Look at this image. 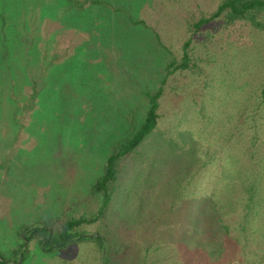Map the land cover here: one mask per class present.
<instances>
[{
	"label": "rangeland",
	"instance_id": "obj_1",
	"mask_svg": "<svg viewBox=\"0 0 264 264\" xmlns=\"http://www.w3.org/2000/svg\"><path fill=\"white\" fill-rule=\"evenodd\" d=\"M106 1L0 0V254L25 241L12 264H264V209L249 194L222 217L228 234H215L221 215L197 228L193 205L232 154L264 176V28L222 16L196 29L222 0ZM160 89L157 128L123 163L106 216L81 228L109 245L26 241L24 226L55 234L97 214L112 147Z\"/></svg>",
	"mask_w": 264,
	"mask_h": 264
},
{
	"label": "trees",
	"instance_id": "obj_2",
	"mask_svg": "<svg viewBox=\"0 0 264 264\" xmlns=\"http://www.w3.org/2000/svg\"><path fill=\"white\" fill-rule=\"evenodd\" d=\"M75 11H83L88 7L104 9L107 6L106 0H65ZM224 17L228 23H235L237 21H247L256 28H264L262 19L264 18V0H222L215 13L210 18L202 19L195 24L196 29H200L205 24L212 22L215 19ZM188 43L185 48L187 49ZM188 53L185 52L182 65H178L175 70L188 68ZM147 103L148 110L146 112L143 122L137 127L133 128L132 132L120 139L116 145L112 147L110 156L104 167L103 175L98 179L92 187V191L95 195L100 197L101 205L96 215L89 218L71 219L68 221L57 233H53L51 229L43 225L37 226H24L21 232L25 234V240L30 242L34 239H39L44 243V248L51 250L66 249L78 242H94L101 248L108 246L102 236L88 235L81 231V228L85 225L95 224L102 220L109 209L116 192V185L119 179V174L125 160L136 152L141 146L144 140L151 135L158 126L160 119L159 106L162 96V90L156 92H148L144 94ZM244 156L232 154L229 157V164L224 167L220 178L214 182V190L209 192L207 189L202 188L198 197L193 200V205L199 206L201 209L195 216L194 225L197 228H202L216 221L218 215L221 217L218 219V223L222 222V217L230 216V212L236 210L230 209V206L238 204L235 201L236 196L246 194L248 195L247 206L253 210L256 214L258 209H264V195H262L261 189L264 188V176H261L255 171V163L251 159L247 162V168L252 169L254 172L248 171L243 175L239 167L236 166L237 161L241 160ZM244 167L245 161L239 162ZM251 173V174H250ZM246 191V192H245ZM210 195L209 199L206 197ZM228 195V197H227ZM234 201H233V197ZM225 197V201L222 199ZM241 200V199H239ZM219 209L225 210L220 214ZM228 209L230 211H228ZM236 209V208H234ZM232 210V211H231ZM245 220L250 225L252 222L248 220V216ZM229 220V219H228ZM224 221L217 227L216 235L229 233V222ZM196 229V228H194ZM247 229V228H246ZM245 229V230H246ZM200 231V230H199ZM25 241L13 251L11 258L8 260L0 254V264H12V261L17 262L20 260L24 262L27 258V252L24 251ZM21 256V257H20ZM105 264H110L108 258L105 259Z\"/></svg>",
	"mask_w": 264,
	"mask_h": 264
},
{
	"label": "water",
	"instance_id": "obj_3",
	"mask_svg": "<svg viewBox=\"0 0 264 264\" xmlns=\"http://www.w3.org/2000/svg\"><path fill=\"white\" fill-rule=\"evenodd\" d=\"M24 248H26V244L24 245ZM21 257V256H20Z\"/></svg>",
	"mask_w": 264,
	"mask_h": 264
}]
</instances>
